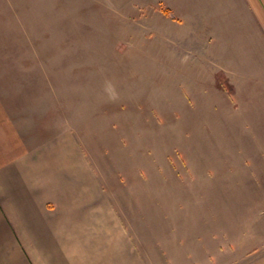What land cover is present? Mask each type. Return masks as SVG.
I'll return each instance as SVG.
<instances>
[{
	"label": "rangeland",
	"instance_id": "obj_1",
	"mask_svg": "<svg viewBox=\"0 0 264 264\" xmlns=\"http://www.w3.org/2000/svg\"><path fill=\"white\" fill-rule=\"evenodd\" d=\"M207 1L0 0V105L43 137L78 136L142 218L149 264L262 260L264 81L214 78L239 69L211 53Z\"/></svg>",
	"mask_w": 264,
	"mask_h": 264
},
{
	"label": "crops",
	"instance_id": "obj_2",
	"mask_svg": "<svg viewBox=\"0 0 264 264\" xmlns=\"http://www.w3.org/2000/svg\"><path fill=\"white\" fill-rule=\"evenodd\" d=\"M200 13L211 53L226 50L239 69L220 67L214 78L264 81V0H208ZM239 23L259 55L247 63L231 52ZM16 115L0 105V264H149L142 218L127 216L126 202L116 204L78 136L43 137ZM261 257L257 264L264 249Z\"/></svg>",
	"mask_w": 264,
	"mask_h": 264
}]
</instances>
